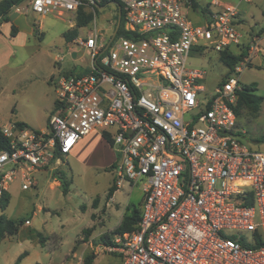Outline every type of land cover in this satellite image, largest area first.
I'll return each mask as SVG.
<instances>
[{
    "label": "built area",
    "instance_id": "obj_1",
    "mask_svg": "<svg viewBox=\"0 0 264 264\" xmlns=\"http://www.w3.org/2000/svg\"><path fill=\"white\" fill-rule=\"evenodd\" d=\"M29 1L31 13L69 15L75 24L82 9L94 29L68 44L73 72L52 78L47 130L0 128L11 146L0 153V198L14 181L34 188L40 169L60 165L100 131L118 153V185L143 183L136 229L103 247L118 257L110 264H264V152L242 141L235 112L240 77L260 47L257 35L244 33L239 9L215 0L197 24L188 14L196 0ZM108 5L121 8L116 34L119 13L110 34L98 27V10ZM202 49L246 52L210 94L207 71L188 64Z\"/></svg>",
    "mask_w": 264,
    "mask_h": 264
},
{
    "label": "rangeland",
    "instance_id": "obj_2",
    "mask_svg": "<svg viewBox=\"0 0 264 264\" xmlns=\"http://www.w3.org/2000/svg\"><path fill=\"white\" fill-rule=\"evenodd\" d=\"M215 0H196L201 9L210 5ZM226 4H238L248 12L250 17L257 18L260 10L264 9V1L260 4L247 3L245 0H218ZM256 2V3H255ZM14 10L10 15L13 19ZM119 13L117 5H108L98 10V27L110 34L116 24ZM189 18L201 24L200 15L192 10L188 11ZM27 24L33 29V34L25 41L22 38L14 46L15 54L8 66L0 69V127L14 121L31 122L34 125L46 124L47 110L53 109L56 102V91L52 81L61 72L71 73L76 68L74 62L67 54L68 44L64 34L75 26V20L69 15L63 19L54 15L40 16L30 13ZM39 26V27H38ZM40 28V29H39ZM248 30L247 27H242ZM94 29V19L85 28L79 29V35H88ZM57 57H63L61 65L56 63ZM89 61V58L85 57ZM191 67L202 68L207 71V79L203 82L208 94L213 93L221 84L228 69L220 60L216 52L199 53L194 50L189 57ZM80 66V65H79ZM260 69L248 68L240 77L243 86L258 80ZM259 85L261 83L259 81ZM258 94L264 96V87L259 88ZM238 123L245 135L242 141L253 150L264 152V110L259 117H253L243 110L238 118ZM101 133L100 131H97ZM100 150L94 144L84 154L62 158L60 165L51 164L47 171L35 174L36 188L23 190L19 181L10 184L8 194L9 205L0 215L14 221H24L16 236H7L0 243V264H16L18 258L27 253L20 264H84L87 256H95L93 264L117 263L113 254L106 253L103 249V234L92 239L93 220L96 228L99 221L93 214H98L96 203L101 201V209L107 201V195L114 180L118 185L119 177L114 171L104 170L96 165L95 156ZM63 174L72 182L70 192L65 195L61 187H53L54 176ZM113 204L111 226L116 225L121 216L116 206L124 208L130 205V210L136 207L142 210L143 183L130 185L122 182ZM31 221L30 226L25 222ZM91 230L89 235L86 232ZM39 234L45 239L42 246ZM103 250V251H102Z\"/></svg>",
    "mask_w": 264,
    "mask_h": 264
},
{
    "label": "crops",
    "instance_id": "obj_3",
    "mask_svg": "<svg viewBox=\"0 0 264 264\" xmlns=\"http://www.w3.org/2000/svg\"><path fill=\"white\" fill-rule=\"evenodd\" d=\"M245 1L247 3H254V1H256V0H245ZM263 1L264 0H257V2H259L260 4ZM236 7L240 11V22H241V24H243V27L248 28V30H245L244 33L247 36L257 35L260 32V30L262 28H264V9H261L260 15H258V17L255 18V17H250L248 12L242 7V5L238 4ZM13 10L15 11L14 12L15 15L13 16V19L10 20V22L3 23L0 26V69H4L8 66L10 60L12 59V57L14 56V54L16 52L14 49V46L18 45L19 41L22 38H24V41H25L26 37L28 38L30 35L33 34V29L28 26L27 21H26L28 15L31 13L30 1L24 0L20 5L15 6L12 9V11ZM200 10H202V9L199 7L195 10V12L198 13V12H200ZM12 11H11V13H12ZM11 13H10V15H11ZM10 15H9V17H10ZM13 26L16 27V29H17L15 36H12V34H11ZM258 37H259L260 52L258 53V55H256V57L252 61L250 68L255 67L256 69H260V72L258 73L259 74L258 80L251 81L247 85L256 84V88H257L256 94L258 96L262 97L263 101L261 104L260 111L258 112V114L253 115V117H259L264 110V96H261L258 94L259 88H261V86L264 87V33ZM67 44H69V43H67ZM259 81L261 83V86L259 85ZM54 107H55V102H54L53 109L49 108L47 110V117H46L45 126H43V124H40V123L37 124V126L34 125L33 124L34 119L29 120L31 122H27V123L21 122V121H14L12 124L24 123V124L28 125V127L30 129H33L35 131H46L47 126H48L49 117L51 115V112L54 110ZM9 124H11V123H7L4 126L9 125ZM95 143L100 146V150L98 151L97 155L95 156L96 165L98 167L104 169V170L108 169V170L114 171L117 160H118V153L112 147V145L109 144L107 142V140L103 137V134L98 133L97 131L91 133L89 136H87L85 139H83L73 149V151L68 155V157H70V156L76 157V156H78V154H84L86 152V150L89 149V147H91ZM51 164H54V162H52ZM48 166L40 169V171L38 173L47 171V169H45V168H47ZM115 182H116V180H114V183ZM52 186L53 187L58 186V187L62 188L61 183L56 178V176H54V182H53ZM116 186H117V190L114 192V194L111 197H108V195H107V201H106V203L102 209L100 208L101 207V201H99V203L98 204L96 203V205H95V208L97 210H99V212H98V214L97 213L93 214L92 217L96 216V219H98V221H99V226H98V228H96V220H93L94 221L93 225L90 226V228H93V232L90 236V240L88 241V243L91 242L92 239H95V238H97L103 234H109L112 237V240H114V238L117 235H112V233L121 225L124 217L131 215L132 210H130L129 204L126 205L124 208H122L120 206H116V209L118 210V212L121 211L122 213H121L119 222L116 225L110 227L111 222H112V218H114V216H113V204L115 203V198H116L117 193H119V191H120V186L117 185V183H116ZM36 187H37V181H36V186L34 188H36ZM27 221H29V220H27ZM25 225H26V222H25ZM30 225H31V223H30ZM30 225H26V226H30ZM90 232H91V230L89 229V231L86 233H88V235H89ZM104 245H108V244L103 243L102 249H103ZM113 256L116 259V261L118 262V257L116 255H113ZM110 263H108V264H110Z\"/></svg>",
    "mask_w": 264,
    "mask_h": 264
},
{
    "label": "trees",
    "instance_id": "obj_4",
    "mask_svg": "<svg viewBox=\"0 0 264 264\" xmlns=\"http://www.w3.org/2000/svg\"><path fill=\"white\" fill-rule=\"evenodd\" d=\"M23 1L24 0H1L0 1V26L3 23L10 22L9 15L12 9L17 5H20ZM110 2H116V0H106L104 2V5H107ZM197 8H199V5L195 2L194 9L196 10ZM78 13L79 14H78L74 28H72L70 31L64 34V38L67 43H70L75 38H77L79 36V29L87 27L94 19V16L92 14L86 13L82 9ZM122 24H123V19H122ZM16 32H17V29L16 27L13 26L12 32H11L12 36H15ZM263 33H264V28H262L257 35L261 36ZM120 34H123L122 29L119 30L118 35ZM245 56H246V52L242 53L241 55H234L230 52L220 53V58L222 62L230 70H233L235 66L240 61H242ZM256 92H257L256 84H250L245 87L242 93H240L238 105L235 108V112L238 118L241 114V111L243 110L249 112L250 115L252 116L258 114L261 108L263 98L258 96ZM54 110H55V107H54ZM53 111L51 112V114L53 113ZM17 125L21 128L28 127V125L24 123H17ZM103 137L107 140L109 144L112 145V142L107 138L105 134H103ZM262 142H264V138L262 139ZM10 147H11L10 141L6 137H4L0 129V153H2L3 151L10 150ZM55 158L56 159L62 158L58 151L56 152ZM56 178L61 183L63 193L67 195L70 192V187H71L72 182L67 180L63 174H60V176ZM116 190H117V186L115 182L109 190L108 197H111ZM9 201H10V196L8 192H4L0 198V209L2 212L6 211L9 205ZM140 220H141V211L138 210L136 207H134L131 212V215L124 217L121 225L112 233V235H123V234L129 233L135 230ZM23 225H24L23 220L14 221V220L6 218L4 215H0V243L7 236H16L19 233L21 226ZM86 234L88 235V233ZM39 239H40L42 246H44L45 239L40 234H39ZM101 240L104 244H108V245L113 244V240L110 235L104 236ZM26 255L27 253H24L23 255H21L18 258L16 264H20V262L24 259ZM94 259H95V256L93 255L87 256L84 264H93Z\"/></svg>",
    "mask_w": 264,
    "mask_h": 264
},
{
    "label": "water",
    "instance_id": "obj_5",
    "mask_svg": "<svg viewBox=\"0 0 264 264\" xmlns=\"http://www.w3.org/2000/svg\"><path fill=\"white\" fill-rule=\"evenodd\" d=\"M118 18H119V19H118V25H117V28H116L115 34L117 33V31H118V29H119V27H120V22H121V8H120V7H119V17H118ZM115 34H114V36H115ZM114 36L111 38L110 42L113 41ZM75 56H76V55L74 54V57H75Z\"/></svg>",
    "mask_w": 264,
    "mask_h": 264
}]
</instances>
